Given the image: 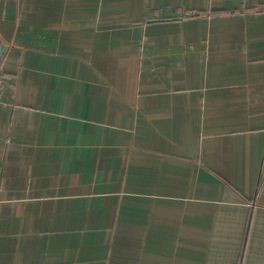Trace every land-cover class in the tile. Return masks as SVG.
Listing matches in <instances>:
<instances>
[{
  "label": "crops",
  "instance_id": "0c3cea01",
  "mask_svg": "<svg viewBox=\"0 0 264 264\" xmlns=\"http://www.w3.org/2000/svg\"><path fill=\"white\" fill-rule=\"evenodd\" d=\"M0 264H264V0H0Z\"/></svg>",
  "mask_w": 264,
  "mask_h": 264
},
{
  "label": "built area",
  "instance_id": "2783aa9c",
  "mask_svg": "<svg viewBox=\"0 0 264 264\" xmlns=\"http://www.w3.org/2000/svg\"><path fill=\"white\" fill-rule=\"evenodd\" d=\"M3 87H4V81H3L2 74L0 73V97L2 95Z\"/></svg>",
  "mask_w": 264,
  "mask_h": 264
}]
</instances>
